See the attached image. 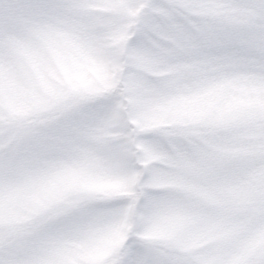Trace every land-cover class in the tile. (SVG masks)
<instances>
[{"label":"clouds","instance_id":"1","mask_svg":"<svg viewBox=\"0 0 264 264\" xmlns=\"http://www.w3.org/2000/svg\"><path fill=\"white\" fill-rule=\"evenodd\" d=\"M170 7L160 43H130L122 0H67L0 37V250L16 264H124L129 240L154 264L264 254V13Z\"/></svg>","mask_w":264,"mask_h":264},{"label":"snow or ice","instance_id":"2","mask_svg":"<svg viewBox=\"0 0 264 264\" xmlns=\"http://www.w3.org/2000/svg\"><path fill=\"white\" fill-rule=\"evenodd\" d=\"M67 0H0V37L11 34L28 20L38 18L51 13L64 5ZM224 3H246L251 5L259 13H264V0H223ZM181 3V0H122L129 17L133 21L132 36L130 43H160L159 36L167 30L168 22L161 19L156 13L166 14L172 11V7ZM175 11L179 12L177 7ZM179 20L180 18L177 17ZM231 47L225 46L218 59L222 63H229L237 57ZM103 108L93 112V117ZM128 252L124 264H154L147 259L143 250L132 240L128 242ZM0 264H16L15 258L9 253L0 250ZM252 264H264V254L258 255Z\"/></svg>","mask_w":264,"mask_h":264}]
</instances>
